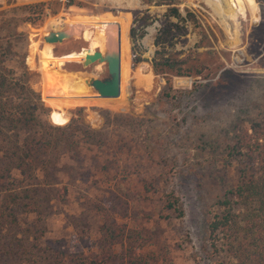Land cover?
Wrapping results in <instances>:
<instances>
[{
	"label": "rangeland",
	"instance_id": "1",
	"mask_svg": "<svg viewBox=\"0 0 264 264\" xmlns=\"http://www.w3.org/2000/svg\"><path fill=\"white\" fill-rule=\"evenodd\" d=\"M57 1L56 12L47 9L38 27L22 26L25 36L15 50L24 46L35 67L24 61L33 90L39 91L40 72L56 74L52 98L42 100L49 117L57 121L66 115L68 121L73 115L98 135L94 143L82 142L59 159L47 194L43 237L65 238L77 226L98 238L94 204L100 201L117 223L136 232L135 243L152 252L158 264H226L227 257L210 246L206 223L215 198L235 180L232 168L221 163L223 144L232 139L227 127L234 119L245 127L249 117L264 110V0H232L235 44L204 0H175L182 20L165 17V5H149L155 18L137 40L140 56L189 54V64L203 66L201 75L169 76L166 82L146 61L148 68L139 62L131 66L129 49V58L111 59L118 86L114 96L88 88L89 78H108L105 63H89L92 57L73 53L88 42L74 36L50 42L49 31L75 32L76 14L114 18L144 6L139 0H77L91 10L71 12L62 8L64 0ZM24 3L0 0V35L1 11ZM160 28L164 31L157 33ZM127 40L130 47L128 35ZM17 61L12 57L5 64L17 68ZM125 74L124 95L119 78Z\"/></svg>",
	"mask_w": 264,
	"mask_h": 264
},
{
	"label": "trees",
	"instance_id": "2",
	"mask_svg": "<svg viewBox=\"0 0 264 264\" xmlns=\"http://www.w3.org/2000/svg\"><path fill=\"white\" fill-rule=\"evenodd\" d=\"M22 1L26 3L20 8L1 11L5 28L0 35V264H158L152 252L141 250L135 243L136 232L124 223H117L110 207L100 201L94 204L98 238L77 226L65 238L43 237L47 194L56 181L54 170L59 159L82 142L94 143L98 131L81 125L80 118L73 115L68 121L66 115L57 121L49 117L42 100L52 98L56 74L40 72L39 91L29 86L25 63L29 69L35 67L28 62V55L25 57V47L15 50V43L24 39L23 25L38 27L47 9L56 12L59 1ZM139 1L146 6L165 5V17L184 18L175 0ZM60 4L71 12L91 10L77 0H64ZM16 9L21 12L13 15ZM130 14L124 12L114 18L108 13L76 14L73 15L78 24L75 32L67 27L49 32L54 40L74 36L87 41L88 46L72 50L77 57L82 51L92 60L97 55L103 60H111L113 56L123 60L129 58L130 49L131 66L146 61L154 74L166 76V82L169 76L201 75L203 66L189 64L193 61L189 54L178 58L154 51L152 57L140 56L137 40L155 17L147 7L131 10ZM167 28L166 25V31ZM161 31L164 29H158L157 33ZM157 33L154 44L158 43ZM96 47L100 49L98 52ZM12 57H18L17 68L5 64ZM119 82L125 95L126 74ZM45 114L50 123L45 120ZM246 124L240 126V120L234 119L227 127L232 131V139L223 144L221 163L232 168L235 180L215 198L206 223L210 246L227 257L226 264H264V110L249 117Z\"/></svg>",
	"mask_w": 264,
	"mask_h": 264
},
{
	"label": "bare ground",
	"instance_id": "3",
	"mask_svg": "<svg viewBox=\"0 0 264 264\" xmlns=\"http://www.w3.org/2000/svg\"><path fill=\"white\" fill-rule=\"evenodd\" d=\"M208 6L211 7L213 12L218 18L219 24L222 26L224 31L229 34L231 38V44L237 43V32L234 20V12L233 8H236L234 2L232 0H204ZM148 34L152 32V27H148ZM154 32V31H153ZM145 42L150 45L149 35L145 37Z\"/></svg>",
	"mask_w": 264,
	"mask_h": 264
},
{
	"label": "water",
	"instance_id": "4",
	"mask_svg": "<svg viewBox=\"0 0 264 264\" xmlns=\"http://www.w3.org/2000/svg\"><path fill=\"white\" fill-rule=\"evenodd\" d=\"M51 40V41H50ZM49 41H55L53 38H49ZM116 44H117V51L119 49V32H117V39H116ZM98 52V51H97ZM98 62L101 61L103 63L106 64V68H107V74H108V78L107 79H91L89 78L88 81V88H92L96 90V94L98 95H110V96H114L117 94V75L114 72V63L108 59V60H103L101 56H98L94 58V60H92L89 63L92 62ZM87 63V64H89ZM82 64V63H81ZM83 66L86 64H82Z\"/></svg>",
	"mask_w": 264,
	"mask_h": 264
},
{
	"label": "crops",
	"instance_id": "5",
	"mask_svg": "<svg viewBox=\"0 0 264 264\" xmlns=\"http://www.w3.org/2000/svg\"><path fill=\"white\" fill-rule=\"evenodd\" d=\"M127 3H129V1L127 0ZM144 7H148V6H146V5H143ZM129 23H130V18H129V22H128V26H127V31H128V27H129ZM39 51V50H38ZM37 56H39V53L37 54ZM139 63H144L145 64V67L144 68H148V64L147 63H145V62H143V61H141V62H139Z\"/></svg>",
	"mask_w": 264,
	"mask_h": 264
},
{
	"label": "built area",
	"instance_id": "6",
	"mask_svg": "<svg viewBox=\"0 0 264 264\" xmlns=\"http://www.w3.org/2000/svg\"><path fill=\"white\" fill-rule=\"evenodd\" d=\"M60 1H63V0H60Z\"/></svg>",
	"mask_w": 264,
	"mask_h": 264
}]
</instances>
